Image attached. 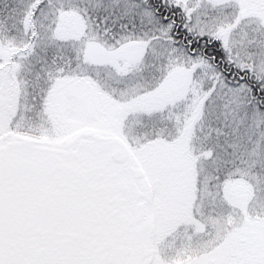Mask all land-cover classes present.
<instances>
[{"label": "snow or ice", "instance_id": "obj_1", "mask_svg": "<svg viewBox=\"0 0 264 264\" xmlns=\"http://www.w3.org/2000/svg\"><path fill=\"white\" fill-rule=\"evenodd\" d=\"M0 264H264V0H0Z\"/></svg>", "mask_w": 264, "mask_h": 264}]
</instances>
